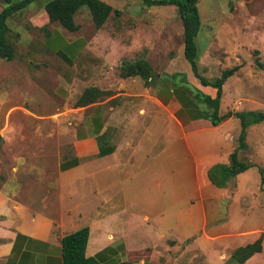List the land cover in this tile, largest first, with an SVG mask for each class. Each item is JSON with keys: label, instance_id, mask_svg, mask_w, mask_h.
<instances>
[{"label": "crops", "instance_id": "crops-1", "mask_svg": "<svg viewBox=\"0 0 264 264\" xmlns=\"http://www.w3.org/2000/svg\"><path fill=\"white\" fill-rule=\"evenodd\" d=\"M18 1L20 0H0V12L9 3ZM50 1L34 0L29 4L35 5L34 7L27 9L28 5L8 20L16 19L21 25L28 21L31 25L37 24L32 25L33 27L46 29L37 41L49 46L52 50L47 52L50 53L57 54L63 48L69 55L67 62L71 68L76 65L80 56H85L84 75L79 80L73 78L72 83L68 84L70 86L64 94L66 97L60 104L53 103V107H56L53 113L41 115L38 110L40 104L47 107L51 99L46 94H39L40 88L35 79V75L39 73V64L34 61L39 58L40 52L30 48L23 49L16 44L17 49L14 47L11 60H7L0 67V122L8 123L14 115L33 121L46 120L58 133L67 137L70 153L58 163L48 166L37 163L27 168L37 171L40 186H45L46 193L50 195L49 204L44 200L41 203L38 200L25 201V196L21 194L23 190L19 184L13 183V180L8 179L0 183V264H62L61 238L82 227L71 221L68 227L64 228L57 222V216H70L71 212H75L79 217L85 210L96 211V225H93L95 229L88 227L86 257H97L102 264H153L152 255L148 250L156 249V243L149 245L146 238L152 231L148 230V234H124L122 230L106 233L104 213L99 212L101 206L88 204L79 209L63 210L59 202L63 201V198H73L79 192L75 187L80 186L81 193L102 196L100 199L104 203L107 189L105 187L108 185L104 180V173L112 169L121 175L123 167L127 164L130 168L138 163L149 165L156 170V178L143 184L151 182L156 187L164 186V136L169 138V143L177 142L178 147L184 148L186 153L191 155L195 170L208 172L215 165L228 166L230 155L238 148L241 131L240 120L235 113L264 114V42L259 41L258 45L262 51L256 55L255 66L241 63L234 65L237 70L222 86L218 110L219 116L227 113L231 115L214 126L209 119L204 118L208 107L201 98L207 96L214 99L216 89L202 85L191 68L189 71L187 64L182 60L183 42L177 48V57L168 61L164 69V36L169 33L179 35L172 24L164 23V12H154L153 8L156 6L124 5L118 9L110 6L112 12L99 29L95 28L89 35L67 40L57 27L50 28V25L57 24L49 23L44 9ZM199 30L196 38H199ZM55 40L58 44L53 45ZM199 57L197 50V70L206 71L209 65L205 66ZM138 59L144 60L152 68L154 79L147 86L139 76H121L119 68L123 63ZM118 73L119 76L116 75ZM164 74H177V79L172 81L167 76L164 77ZM88 87L112 93L95 104L74 108L71 103ZM33 92L36 93L33 95ZM15 93H20L22 98L29 101L27 108L16 106L9 109L10 98ZM113 99L120 104L110 105V100ZM164 109L172 119V128L165 131ZM109 127L113 128L110 141L114 151L107 156L98 157L97 139L104 135ZM252 133H261L264 136V121L246 129V149L238 150L237 156L240 162L250 167L232 177L234 188L216 193L214 189H210V182L206 181L207 192L200 195L197 205L190 201L187 218L191 225L193 222L197 224L196 237L193 236L192 239V236L187 234L188 229L184 222H181L186 215L182 210L171 215L176 222H181L180 226L177 223V233L172 227H164L162 222V228L159 230L162 239L159 241L163 243L164 262H158L159 264H195L192 263V257L198 253L201 256V264H238L230 260L232 252L253 243L261 235L262 251L243 264H264V227L245 232L219 233L214 228L219 214L239 212L244 217L249 216L252 209L248 208L250 202L247 197L256 199L258 195L251 193L254 190L257 194L264 191V180L261 184L258 172L259 169L264 170V167H260L258 161L254 160L256 153H249L251 147L247 141ZM5 136L6 124L0 128V144ZM24 148L31 153L45 152L44 149L40 150L39 145H27ZM61 148L62 145L58 144L53 152L59 153ZM106 158H110L112 162H102ZM50 169L54 170L56 177L48 174ZM129 181L131 182V179ZM238 181H241L242 185L252 186L239 200L235 196L240 189V183H236ZM124 182L123 179L114 180V196L121 192L122 189L117 187L124 186ZM197 189L201 191L200 185ZM37 192L38 189L34 192L35 199ZM160 194L157 197L160 208L150 211L146 205L145 208L139 209L145 222L154 215L164 218V190ZM259 203L264 205L262 198ZM259 212L264 218V209L261 206ZM209 218H212L211 222H208ZM218 240L221 241L218 245H222V249L215 248L217 244L214 243Z\"/></svg>", "mask_w": 264, "mask_h": 264}, {"label": "rangeland", "instance_id": "rangeland-1", "mask_svg": "<svg viewBox=\"0 0 264 264\" xmlns=\"http://www.w3.org/2000/svg\"><path fill=\"white\" fill-rule=\"evenodd\" d=\"M100 1L115 9L121 8L124 5H144L141 0ZM34 6L31 4L27 9ZM197 7L201 30H199V38L195 39V43L200 56L199 59L205 66L209 65L206 71L198 69L199 74L211 81L214 78L220 77L222 71L232 68L238 63L255 66V62L257 61L256 55L262 51V48L258 45L259 41L262 40L264 42V0H198ZM27 9L26 11H28ZM153 11L164 12V23L172 24L173 29L175 27V31L179 32L178 36L176 33H169L164 36L165 69L167 62L177 57V48L183 42V37H181L182 35L180 36L182 26L178 13L173 6H156L153 8ZM74 23L78 25V30L74 32H70L58 24H53L49 27H57L58 31L67 40L74 39L80 35H89L95 29L91 15L84 7L80 8L74 16ZM6 24L9 29L6 39L13 50L15 45L19 44L23 49L30 48L40 52L39 58L36 59V62L34 61L35 64H39V73L35 75V79L40 88L39 94H46L50 97L51 102L47 107L43 106L40 102L38 110L41 112V115L53 113L56 108L53 107V103L55 102L56 105L60 104L63 98L66 97L64 94L70 86L68 84L72 83L73 78L79 80L84 75L85 68L83 67V63L85 56H80L76 65L71 68L70 63L67 62L69 55L66 54L63 48L57 54L50 53L47 52V50H52L49 46L37 41L46 29H39L38 26L33 27L37 24H32V26L28 21L21 25L16 19L8 20ZM56 44H58V41H53V45ZM15 48L17 49V47ZM262 55H264L263 52ZM182 60H184L189 71H191L184 57ZM6 61L0 56V67ZM262 61L264 62V58H262ZM94 63H96L95 60ZM116 75L119 76V73ZM166 76L168 78L171 77V75L164 74V77ZM35 93L33 92V95ZM109 93H112V91L107 92V95ZM105 98L103 97L101 100ZM71 104L73 105V103ZM117 104H120V102L118 103L115 99L110 100V105L114 106ZM8 106L9 109L16 106L27 108L29 101L22 98L20 93H15L10 98ZM5 124L6 136L0 144V183L8 179L13 180V183L19 184L21 190H23L21 194L25 196V201L32 202L33 200H38L41 203L44 200L47 202L46 204H49L50 195L46 193L47 189L45 186H40V179L36 176L37 171H31L27 168L37 163H43L47 166L52 165L67 157L70 153V144L67 137H64V134L58 133L56 128L52 127L50 122L46 120L33 121L14 115L8 123L0 122V128L4 127ZM169 128H172V119L170 114L164 109V131ZM112 134V127H109L108 131L104 134V139L110 146H112V142L110 141ZM247 143L251 147L249 153H256L254 160L258 161L260 167H264V136L261 133L256 135L252 133ZM58 144L62 145V151L54 153L53 151H56ZM171 144H173V147H169ZM27 145H39L41 147L40 150L44 149L45 152L31 153L24 148ZM102 162L109 164L112 161L110 158H106ZM122 170L121 175H119L118 171L114 172L112 169L104 173V180L108 183L105 187L107 189L104 203L101 202L102 196H97L94 193H81V187L77 186L75 188L79 192L70 200L63 198V201L59 202V206L63 207V210L66 208L79 209L88 204L101 206L99 212L104 213L106 233L113 230H122L124 234H148V230L152 231V234L146 236L147 244L152 245L156 243L157 248L148 251L152 255L153 264H159L158 262L163 263L164 248L162 246L163 243L159 241L162 239V236L160 237L159 234L162 222H164V227H172L173 231L177 233L175 230L177 223L179 224L183 221L185 227L188 229L187 234L191 235L192 239L193 236H197V224L193 222L191 225L187 218L188 206L191 205L190 201H192V204L197 205L200 195H204L207 192L205 184L206 181L210 182L208 172H204L202 169L195 170L191 155H188L184 148L178 147L177 142L169 143V138L167 139L165 136L164 186L156 187L151 182L143 184L156 178V170L144 163L135 164L133 168H130L127 164ZM47 172L51 177H56L54 170L50 169ZM159 176L160 174L157 177ZM100 177L103 179L102 176ZM116 179H123L125 182L124 186L117 187L122 190L114 196L113 183ZM129 179H131V182ZM223 183V186H218L210 182V189H214L216 193H220L221 190L224 192L230 187L231 189L234 188L232 177ZM236 183H240L239 192L235 194L239 200L244 192L247 193V189H252V186L242 185L241 181ZM199 185L201 188L200 192L197 189ZM37 189L38 192L35 199L34 192ZM162 190H164V218L162 219L158 215H154L145 222L139 209L145 208L146 205L150 211L160 208L157 197L161 195L160 192ZM251 194L258 195V198L256 200L255 198L247 197L250 202L248 208L252 209L249 211V216L244 217L239 212H228L227 214L229 215L219 214V218L214 226L218 231L217 233L225 231L245 232L254 228L264 227V218H262L259 212L260 206L263 208V203H259V200L262 198L264 201V191L257 194V191L254 190ZM178 210L186 213L181 222H176L175 218H171V215ZM153 213L156 214L157 212ZM211 220L212 218H209L208 222H211ZM71 221L79 227L87 226L95 229L93 225H96V211L85 210L79 217L75 212L74 214L71 212L70 216H57V222L61 223L64 228L68 227ZM220 242L218 240L214 243L217 244L215 248H223L222 245H218ZM131 253L133 254L134 252L131 251ZM135 253L140 252L135 251ZM192 258V263L201 264L199 253L196 256L193 255Z\"/></svg>", "mask_w": 264, "mask_h": 264}, {"label": "trees", "instance_id": "trees-1", "mask_svg": "<svg viewBox=\"0 0 264 264\" xmlns=\"http://www.w3.org/2000/svg\"><path fill=\"white\" fill-rule=\"evenodd\" d=\"M34 0H20L11 2L0 12V56L6 60L12 58V46L6 39L8 32L7 20L16 12L23 10ZM146 6H173L177 13L182 26V37L184 45V58L190 65V68L202 85L211 86L216 89V97L211 99L207 96H202L201 101L208 107V113L204 118L209 119L212 125H218L224 118L231 115L227 113L219 116V102L222 94V86L225 81L234 74L237 67H233L224 71L220 77L208 81L203 78L197 70L196 57L197 46L195 43L196 35L200 27L199 15L197 10L198 0H141ZM86 8L89 11L92 21L96 29H99L108 19L112 12V8L100 0H51L44 9L48 16L49 23H57L62 28L74 32L78 30V26L74 23L73 17L80 8ZM117 13V11H115ZM121 76H139L145 83L149 85L154 79V74L151 66L144 60L138 59L131 63H123L121 66ZM181 76V75H180ZM177 75H171V79L175 81ZM107 92L101 91L96 87L86 88L81 95L73 103L74 108L86 107L95 104ZM235 116L240 120L241 131L238 137V148L230 155V164L216 165L208 171L210 182L218 186H223V182L237 174L246 171L250 165L242 163L238 160V150H245L246 129L256 123L264 121L262 113H235ZM98 157L107 156L114 151V147L110 146L104 139V135L98 137ZM261 176V184H263V169H259ZM264 209V205H263ZM89 229L82 227L75 232L63 236L60 240L62 264H102L97 257H86L85 250L88 242ZM263 235L251 244L237 248L232 252L230 260L236 261L238 264H243L254 254L262 251Z\"/></svg>", "mask_w": 264, "mask_h": 264}]
</instances>
